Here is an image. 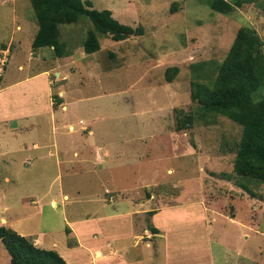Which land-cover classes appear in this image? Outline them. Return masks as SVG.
I'll use <instances>...</instances> for the list:
<instances>
[{
    "label": "rangeland",
    "instance_id": "374dc122",
    "mask_svg": "<svg viewBox=\"0 0 264 264\" xmlns=\"http://www.w3.org/2000/svg\"><path fill=\"white\" fill-rule=\"evenodd\" d=\"M89 1L95 9H109L119 22L141 27L142 33L119 41L98 33L99 49L87 53L83 41L93 28L91 21L82 17L62 24L60 40L73 59L63 60L61 66L52 47H31L38 24L30 1L0 0V43L9 48L0 88L44 69L55 108L40 120L38 132L34 128L37 134L49 135L32 138L40 143L39 149L26 141L23 149L14 150L7 134L14 126L0 120V151H4L0 225L57 252L76 243L68 224L73 216L67 215L66 205L70 212L82 214L99 211L101 202L115 206L117 199H126L134 205L136 238L156 243L162 232L150 231L154 221L148 211L192 201L196 215L190 210L181 217L193 219L197 227L193 234L184 233L182 244L190 247L204 235L209 240L208 251L196 249L202 257L196 260L192 255L193 264H264V183L233 169L241 126L219 113L205 112L190 97L191 81L209 84L241 26L256 31L264 53V0H253L228 14L212 10L208 0ZM91 62L97 65L93 75L88 69ZM170 66H177L178 72L167 81ZM51 67L61 70L60 76ZM68 83L62 94L59 87ZM51 111L55 114L50 118ZM187 116L191 123L179 129ZM20 126L25 132L27 125L20 122ZM86 128L93 132L94 150L105 146L113 153L122 151L119 159L99 169L87 157L81 159L87 154L74 157L77 135L84 138ZM49 193L57 200L52 203L55 207L42 197ZM153 196H160L162 206ZM179 214L176 211L173 217ZM93 237L99 238L97 231ZM158 246L162 248V243ZM74 257L70 253L67 259ZM10 262L0 242V264Z\"/></svg>",
    "mask_w": 264,
    "mask_h": 264
},
{
    "label": "trees",
    "instance_id": "16d2710c",
    "mask_svg": "<svg viewBox=\"0 0 264 264\" xmlns=\"http://www.w3.org/2000/svg\"><path fill=\"white\" fill-rule=\"evenodd\" d=\"M38 24L31 47H52L58 57L67 56L60 40L59 26L88 18L93 28L83 41L86 52L99 49L97 34L109 35L112 40L139 35L142 28L119 22L109 9H95L89 0H29ZM253 0H208V6L221 14L230 13ZM2 46L4 44L0 43ZM263 42L250 26H241L224 59L218 64L215 76L208 83L191 81V100L205 112L219 113L241 126L237 143L234 171L241 176L264 183V53ZM178 72L177 66L167 67L165 78L170 81ZM192 118L187 116L178 128L186 127ZM152 213V212H150ZM153 232L156 228H150ZM67 230V229H66ZM0 242L16 264H67L53 249L34 245L24 235L0 225Z\"/></svg>",
    "mask_w": 264,
    "mask_h": 264
},
{
    "label": "crops",
    "instance_id": "0c3cea01",
    "mask_svg": "<svg viewBox=\"0 0 264 264\" xmlns=\"http://www.w3.org/2000/svg\"><path fill=\"white\" fill-rule=\"evenodd\" d=\"M59 59V64L62 66V61L67 59L68 62L72 61L73 55L59 57ZM19 66L20 65L17 66L18 69ZM88 69L89 74L93 75L97 71V65L91 62L88 64ZM50 70H54L56 77L61 74V70H58L57 67H51ZM47 72L48 71L44 69L35 70L30 75H24L25 77H21L15 81H11L12 79L9 80L11 81L9 85L0 88V120L11 121L10 125L14 126L13 130L7 131V134L10 136L9 139L11 138V144L16 151L23 149V146L27 144L26 141H31V146L35 149H39L40 143L32 138H36L40 134L42 138H44V135L45 138H49L48 132H40L37 134L40 127L36 128L39 126L40 120H43L44 117L45 120L48 117L47 114L50 110H53V112L55 111V108L53 109L52 106L53 103H51L50 100L51 84ZM57 87H59V85H57ZM65 88H69V83L62 84L59 87L62 94H64ZM84 107H87V105ZM64 108L67 109V106L62 105V109ZM53 112L51 111L49 113L50 118L54 116L55 113ZM79 120L83 121L81 118ZM20 122H24L25 126L27 125L26 127L24 126L25 132H21V126L18 128ZM83 123L85 122L83 121ZM34 128L37 130L36 133L33 132L35 131ZM89 131L91 130L88 129L84 138L81 134L77 135L76 140L78 139L77 142L79 146L78 150H74L72 153L74 157H79V155L83 157L87 154L89 157L84 156L81 159L87 157V159L97 163L99 169L102 168L103 164H110L112 160H114L113 158L116 160L119 159L120 154L123 153L122 151L118 150L113 153L111 148L105 146H100L98 149L94 150L95 138L93 132L91 131V133H89ZM81 132L84 134L86 131ZM1 139L0 136V140ZM53 146L56 148L59 147L56 141L53 142ZM3 152V150L0 151V154ZM49 153L51 154L50 151H48V154ZM56 165L60 169L58 157L56 159ZM57 176L59 177V173ZM109 177L110 182H112V176L110 175ZM105 189L107 188L105 187L104 190ZM117 189L121 190L122 188H116L115 190ZM65 196H67V194L62 193V197L65 198ZM42 197L48 199L50 206L54 201H57L55 196L50 193ZM162 197L166 198V196ZM153 198L160 199V196H153ZM161 200L162 199L157 202L160 206H162ZM94 202L96 203V201ZM101 203L102 204L99 205V211H90L91 213L85 212L82 214L79 212H70V210H67L68 205H66L65 210L67 215L71 214L73 216L69 217L72 221L68 224L72 236L76 237V243L71 246L65 244V246H61L57 252L66 260L67 264H193L192 255H195L193 258L196 260L202 257L201 254H196L198 252L196 249L199 246L201 252L205 250L208 251L209 240L205 235L201 237L206 238L204 243L200 241V238L196 239L195 242H191L190 247L182 244L184 233L192 232L193 234L197 227H194L193 222L195 221L193 219L187 221L181 217V215L184 214L194 213V210L198 211V208L194 210L190 208L192 201L185 202L178 206L175 205L177 208L162 206L159 211L150 210L151 208H148L150 210L148 212H152L150 215L152 221H154V224L150 226V228H156L155 232L151 229L150 231L156 233L158 229H160L162 232L160 233L162 234V238L156 243L150 240L144 241L136 238L137 234L135 233L136 231L134 230L131 218V211L134 209V205L131 202L126 199H117L113 202L116 203L115 206L107 203L104 204L103 202ZM155 205L158 206L157 204ZM52 206L54 205L52 204ZM180 206L181 208H179ZM203 210L204 208L202 211ZM176 211L181 213L179 214V218L173 217ZM90 214L92 217L89 216ZM194 214L196 215V213ZM95 231L99 234L98 239L93 237ZM22 234L25 233L23 232ZM160 242L162 243V248H159V246L156 247ZM52 244L54 245L55 243ZM202 244H205V249ZM70 253H74L75 257L71 258L69 261L67 258ZM199 264H201V262Z\"/></svg>",
    "mask_w": 264,
    "mask_h": 264
},
{
    "label": "built area",
    "instance_id": "2783aa9c",
    "mask_svg": "<svg viewBox=\"0 0 264 264\" xmlns=\"http://www.w3.org/2000/svg\"><path fill=\"white\" fill-rule=\"evenodd\" d=\"M9 48L0 44V77L2 76L8 60Z\"/></svg>",
    "mask_w": 264,
    "mask_h": 264
},
{
    "label": "water",
    "instance_id": "95a60500",
    "mask_svg": "<svg viewBox=\"0 0 264 264\" xmlns=\"http://www.w3.org/2000/svg\"><path fill=\"white\" fill-rule=\"evenodd\" d=\"M10 264H16L13 259H11Z\"/></svg>",
    "mask_w": 264,
    "mask_h": 264
},
{
    "label": "bare ground",
    "instance_id": "6f19581e",
    "mask_svg": "<svg viewBox=\"0 0 264 264\" xmlns=\"http://www.w3.org/2000/svg\"><path fill=\"white\" fill-rule=\"evenodd\" d=\"M53 204L55 205V202H53Z\"/></svg>",
    "mask_w": 264,
    "mask_h": 264
}]
</instances>
